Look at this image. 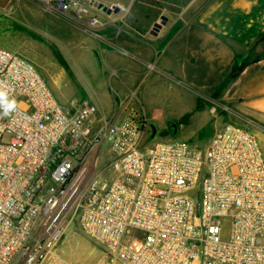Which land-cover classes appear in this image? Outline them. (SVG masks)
<instances>
[{
  "label": "built area",
  "instance_id": "built-area-1",
  "mask_svg": "<svg viewBox=\"0 0 264 264\" xmlns=\"http://www.w3.org/2000/svg\"><path fill=\"white\" fill-rule=\"evenodd\" d=\"M32 1L84 33L102 26L94 0ZM0 86L17 102L0 115V264H80L56 251L75 198L90 264H264V148L251 131L227 124L203 150L150 144L142 108L120 121L88 101L66 112L34 64L3 47ZM105 144L107 171L93 173Z\"/></svg>",
  "mask_w": 264,
  "mask_h": 264
},
{
  "label": "crops",
  "instance_id": "crops-1",
  "mask_svg": "<svg viewBox=\"0 0 264 264\" xmlns=\"http://www.w3.org/2000/svg\"><path fill=\"white\" fill-rule=\"evenodd\" d=\"M102 4L119 12L98 17L95 34L59 24L72 47L68 56L76 58L82 79H90L75 81L69 113L88 101L99 115L120 121L140 108L147 116L148 106L167 97L188 111L193 105L184 95L196 96L213 102L215 114L204 147L192 148L203 150L227 124L264 137V0L171 1L159 10L167 21L156 35L150 31L158 20L127 14L131 4Z\"/></svg>",
  "mask_w": 264,
  "mask_h": 264
},
{
  "label": "rangeland",
  "instance_id": "rangeland-1",
  "mask_svg": "<svg viewBox=\"0 0 264 264\" xmlns=\"http://www.w3.org/2000/svg\"><path fill=\"white\" fill-rule=\"evenodd\" d=\"M99 1L102 3L112 1L123 7L131 4L127 14L131 13L132 16L156 21L159 19V10L168 7L171 1L177 0ZM91 11L99 18L106 15L94 8H91ZM66 23L59 16L45 12L39 4L32 0H0V47L15 52L34 64L54 97L68 112L73 107L71 103L76 90L75 81L81 82L82 80L81 83L87 85L90 79H82L76 58L73 60L67 54V51L71 52L72 47H69L63 39L64 34L61 35V31L64 32L65 29L63 30L59 26V24L65 25ZM33 27L36 29L33 30ZM43 27L45 33L41 32ZM72 51L74 53V50ZM184 99L192 101L193 106L187 107L188 111H184L183 107L178 106L175 100L170 97L164 98L155 106H148L146 137L150 144L179 140L186 142L191 148L194 144H199L201 148L204 147L211 131L209 122L214 119L215 110H211L213 102L187 95H184ZM201 111L203 112L201 119L197 120V115ZM169 121L171 122L170 126H173L172 131L169 129ZM258 140L264 148V137H260ZM110 160L111 154L105 144L101 149L91 154L87 168L93 173L105 169L106 172ZM79 169H76V173L79 172ZM76 200V198L73 199L66 208L62 220L66 231L56 251L74 262L90 264L95 254V248L79 230ZM221 237L224 240L228 239V224L222 230ZM19 262L20 258L17 257L11 264H20Z\"/></svg>",
  "mask_w": 264,
  "mask_h": 264
},
{
  "label": "water",
  "instance_id": "water-1",
  "mask_svg": "<svg viewBox=\"0 0 264 264\" xmlns=\"http://www.w3.org/2000/svg\"><path fill=\"white\" fill-rule=\"evenodd\" d=\"M92 6L96 10L100 11L101 13L107 14V15L117 14L118 11H119L118 7H115V6L108 7V6L103 5L102 3L98 2V1H93ZM166 21H167V18L165 16H161L158 19V21L155 22L152 25V28H151L150 33L152 35H156L157 32L160 30V28L162 27V25L165 24ZM169 129H170V131H172V129H173V126H170V123H169Z\"/></svg>",
  "mask_w": 264,
  "mask_h": 264
},
{
  "label": "clouds",
  "instance_id": "clouds-1",
  "mask_svg": "<svg viewBox=\"0 0 264 264\" xmlns=\"http://www.w3.org/2000/svg\"><path fill=\"white\" fill-rule=\"evenodd\" d=\"M17 107V102L14 98H10L8 93L0 86V115L7 117Z\"/></svg>",
  "mask_w": 264,
  "mask_h": 264
},
{
  "label": "trees",
  "instance_id": "trees-1",
  "mask_svg": "<svg viewBox=\"0 0 264 264\" xmlns=\"http://www.w3.org/2000/svg\"><path fill=\"white\" fill-rule=\"evenodd\" d=\"M238 71H239V70H237V69L234 70V71H233V74L235 75L236 73H238Z\"/></svg>",
  "mask_w": 264,
  "mask_h": 264
},
{
  "label": "bare ground",
  "instance_id": "bare-ground-1",
  "mask_svg": "<svg viewBox=\"0 0 264 264\" xmlns=\"http://www.w3.org/2000/svg\"><path fill=\"white\" fill-rule=\"evenodd\" d=\"M75 187V186H74ZM74 187H73V189H74Z\"/></svg>",
  "mask_w": 264,
  "mask_h": 264
}]
</instances>
